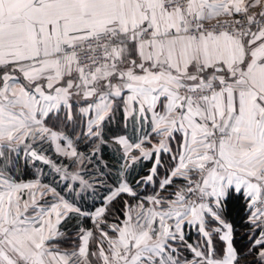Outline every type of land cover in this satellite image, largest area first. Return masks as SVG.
I'll use <instances>...</instances> for the list:
<instances>
[{"label": "snow or ice", "instance_id": "6c2138e0", "mask_svg": "<svg viewBox=\"0 0 264 264\" xmlns=\"http://www.w3.org/2000/svg\"><path fill=\"white\" fill-rule=\"evenodd\" d=\"M0 264H264V0H0Z\"/></svg>", "mask_w": 264, "mask_h": 264}, {"label": "crops", "instance_id": "0c3cea01", "mask_svg": "<svg viewBox=\"0 0 264 264\" xmlns=\"http://www.w3.org/2000/svg\"><path fill=\"white\" fill-rule=\"evenodd\" d=\"M48 155L51 156L52 153H48ZM53 158H55V157H53ZM60 160L63 161V158L61 157ZM103 160L107 163V160L104 157H103ZM29 164H31L33 166L32 163H29ZM149 166H150V164H149ZM109 167L112 169L113 172L115 171L116 167H118L117 159L115 157H113L111 159ZM34 168L36 170V176L35 177H33V178H25V179H21V180H23L24 182H28V181L34 180L37 177H39V179L41 180L42 183H47V184H53L54 181H58L59 180V177L48 166H46V165L44 166L41 162H36ZM86 170L88 172H91V171H93V168L90 166ZM46 172H48L47 173L48 179L44 181L43 177H44V175H46ZM144 174L145 173H143L142 175H144ZM85 178L88 179L89 177L86 176ZM132 178H133V182H134L135 179H137V178L134 177V172L132 173ZM60 184L62 186L63 182L60 181ZM97 188H98V191H97V194H96L95 198L99 199V203L96 204L95 206L98 207V206H100V203H101L100 202L101 201L100 198L104 195V189L102 187H100L99 185L97 186ZM57 190H59V188ZM88 197L89 198H93L91 195H89ZM80 202L82 203L83 201H80ZM83 206L85 208L92 209V207H87L85 205H83ZM65 230H66L65 228H61V231H65ZM190 234H191L192 241H195V239H196L195 230L194 229L190 230Z\"/></svg>", "mask_w": 264, "mask_h": 264}, {"label": "trees", "instance_id": "16d2710c", "mask_svg": "<svg viewBox=\"0 0 264 264\" xmlns=\"http://www.w3.org/2000/svg\"><path fill=\"white\" fill-rule=\"evenodd\" d=\"M80 150H84L82 145L80 146ZM103 157L107 160L108 165H110L111 159L114 157V155H113V153L111 152L110 149H107L103 153ZM88 167H90V166H88ZM147 167H149V164L146 162L145 167L143 168V170L139 171V175H142L143 173H145L147 171ZM48 172H46V175H44V177H43L44 181L48 179V176H47ZM35 176H36V170H35L34 166H32L31 164H28L27 167H25L24 163H23V160H21L20 179L33 178ZM134 177L135 178L139 177L135 171H134ZM98 203H99V199L98 198H89V197H86L85 200L82 203L80 202V204L82 206L85 205L87 207H92L93 205H96Z\"/></svg>", "mask_w": 264, "mask_h": 264}]
</instances>
